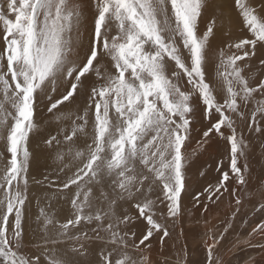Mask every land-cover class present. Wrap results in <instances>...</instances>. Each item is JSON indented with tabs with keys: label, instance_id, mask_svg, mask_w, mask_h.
Wrapping results in <instances>:
<instances>
[{
	"label": "snow or ice",
	"instance_id": "snow-or-ice-1",
	"mask_svg": "<svg viewBox=\"0 0 264 264\" xmlns=\"http://www.w3.org/2000/svg\"><path fill=\"white\" fill-rule=\"evenodd\" d=\"M254 138L264 0H0V264H193L186 245L153 256L193 211L204 264L264 250ZM221 142L186 211L193 158ZM245 198L261 219L225 245Z\"/></svg>",
	"mask_w": 264,
	"mask_h": 264
},
{
	"label": "rangeland",
	"instance_id": "rangeland-1",
	"mask_svg": "<svg viewBox=\"0 0 264 264\" xmlns=\"http://www.w3.org/2000/svg\"><path fill=\"white\" fill-rule=\"evenodd\" d=\"M201 122L197 119L196 129L199 132L201 128ZM196 135V133H194ZM252 147L249 149L248 164L251 169V185L253 190H256L262 183H264V150L260 148V140L253 139ZM195 147V144H193ZM223 143L219 146L213 144L207 152H199L197 156L193 158L191 168L188 172L189 188L188 194L184 197V204L187 209L191 208L192 196L208 182L213 181L218 175L215 171V163L218 162L222 156ZM198 157V158H197ZM45 171L41 162L35 170V174L39 176L40 173ZM207 173V175H201V173ZM230 215L227 201L221 204L219 209H214L211 220L212 224L215 225L217 230H221L223 222L228 219ZM196 218H200V225L196 224ZM261 219L259 214L254 212L253 205L247 202L245 198L244 207L238 214V217L233 221L235 228L232 232L227 235V239L224 241L225 245H230L231 242L239 239H243L247 236V232L259 222ZM247 221V223H245ZM184 229V235L179 236V227L172 234V239H166V244L163 249L160 248L159 244L154 241V252L153 256L156 259L163 260L165 257L175 258L177 254V247L175 245H186L187 255L193 264H204L206 260V251L204 247V237L202 235L203 229V218L200 217L198 211H193L191 216H186V219L182 225ZM254 243L262 242L259 237H255ZM224 251V249H221ZM249 258H254L256 264H264V250L259 247H248L242 245L237 248L233 254L229 256L232 264H245Z\"/></svg>",
	"mask_w": 264,
	"mask_h": 264
}]
</instances>
